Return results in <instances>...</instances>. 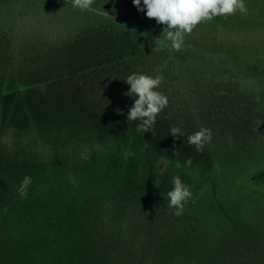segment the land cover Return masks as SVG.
<instances>
[{"label":"rangeland","instance_id":"374dc122","mask_svg":"<svg viewBox=\"0 0 264 264\" xmlns=\"http://www.w3.org/2000/svg\"><path fill=\"white\" fill-rule=\"evenodd\" d=\"M244 3L185 34L186 63L132 0L0 13V264H264V0ZM132 73L164 77L151 132L127 120ZM176 175L193 193L180 217Z\"/></svg>","mask_w":264,"mask_h":264},{"label":"clouds","instance_id":"9594fccd","mask_svg":"<svg viewBox=\"0 0 264 264\" xmlns=\"http://www.w3.org/2000/svg\"><path fill=\"white\" fill-rule=\"evenodd\" d=\"M132 2L139 12L146 14L147 18L166 26L162 37L171 41V47L177 51L184 44L185 34H191L198 24L210 21L216 16L233 15L237 10L241 13L247 12L244 0H132ZM92 4L93 0H73V7L82 10L88 9ZM140 46L144 49V45ZM163 81L164 77L160 74L153 77L139 73H132L124 80L130 85V90L124 95L137 97L127 113L128 122H139L136 125L137 131L144 133L154 130L157 116L168 106V97L157 90ZM116 112L118 115L123 114L120 109ZM169 134L174 138L183 136L177 126H171ZM211 140L212 131L203 126L187 136V144L194 146L198 153H202L205 145ZM186 165L189 167L192 165L191 157L186 160ZM31 183V177L26 175L17 189L21 198H27V189ZM172 185V189L167 193L168 206L175 210L173 213L175 216L180 217L185 211V205L192 200L193 193L179 175L172 178Z\"/></svg>","mask_w":264,"mask_h":264},{"label":"trees","instance_id":"16d2710c","mask_svg":"<svg viewBox=\"0 0 264 264\" xmlns=\"http://www.w3.org/2000/svg\"><path fill=\"white\" fill-rule=\"evenodd\" d=\"M14 0H0V13H8L11 11L12 6H13ZM110 3H113V0H93V4L90 6L91 8L98 9L100 7H104ZM161 27L165 28V25L159 24ZM184 41L187 43H198L195 40H192L188 38L187 36H184ZM201 45V44H199ZM203 46V44H202ZM204 48V47H203ZM230 55H232L234 58H237L234 50H229ZM199 57V54L196 53L194 50L187 48L186 50H180V51H175L173 54V59L177 63H186L189 61H195ZM259 70L263 69L264 67L260 68L256 67ZM260 177L264 179V172L260 174Z\"/></svg>","mask_w":264,"mask_h":264}]
</instances>
